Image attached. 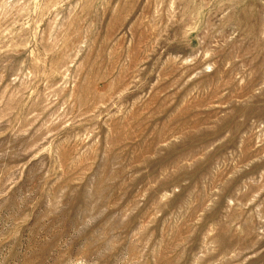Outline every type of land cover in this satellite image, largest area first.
Instances as JSON below:
<instances>
[{"label":"rangeland","instance_id":"1","mask_svg":"<svg viewBox=\"0 0 264 264\" xmlns=\"http://www.w3.org/2000/svg\"><path fill=\"white\" fill-rule=\"evenodd\" d=\"M0 264H264V0H0Z\"/></svg>","mask_w":264,"mask_h":264}]
</instances>
